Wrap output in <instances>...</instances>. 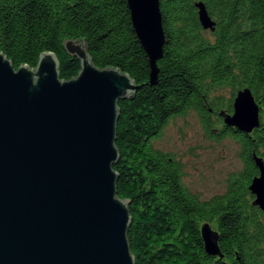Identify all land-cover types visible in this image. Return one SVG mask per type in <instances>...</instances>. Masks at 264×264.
<instances>
[{"label":"trees","instance_id":"obj_1","mask_svg":"<svg viewBox=\"0 0 264 264\" xmlns=\"http://www.w3.org/2000/svg\"><path fill=\"white\" fill-rule=\"evenodd\" d=\"M197 1L160 0L165 44L155 84L128 0H0V50L16 68L36 67L43 52L53 51L61 77L71 79L81 60L64 42L82 38L95 65L118 67L142 85L118 103L114 166L118 194L130 201L135 264H264V210L250 190L259 174L255 153L264 159V0H202L214 30L203 27ZM245 87L260 105L261 124L251 132L228 126L220 114L233 112ZM221 89L232 91L228 102L213 98ZM192 109L212 137L238 141L244 164L230 174L224 193L207 200L184 183L181 160L153 146L171 118ZM211 112L222 123L217 132ZM206 221L219 231L222 257L205 249Z\"/></svg>","mask_w":264,"mask_h":264},{"label":"water","instance_id":"obj_2","mask_svg":"<svg viewBox=\"0 0 264 264\" xmlns=\"http://www.w3.org/2000/svg\"><path fill=\"white\" fill-rule=\"evenodd\" d=\"M133 26L158 81L165 32L160 0H128ZM205 29L216 20L196 2ZM66 50L81 60L77 76L64 79L53 51L36 67L16 68L0 50V264H135L128 232V199L118 194L116 145L120 100L142 86L118 67L93 63L86 39L69 38ZM228 126L251 132L261 124L249 87L239 89ZM250 184L264 210V159ZM208 254L222 257L219 231L206 221Z\"/></svg>","mask_w":264,"mask_h":264},{"label":"rangeland","instance_id":"obj_3","mask_svg":"<svg viewBox=\"0 0 264 264\" xmlns=\"http://www.w3.org/2000/svg\"><path fill=\"white\" fill-rule=\"evenodd\" d=\"M212 96L228 102L233 95L230 89H221ZM210 118L219 131L222 123L218 116L211 112ZM153 146L181 160L184 183L203 200L224 193L230 174L244 166L238 141L230 136L212 137L194 109L171 118Z\"/></svg>","mask_w":264,"mask_h":264}]
</instances>
